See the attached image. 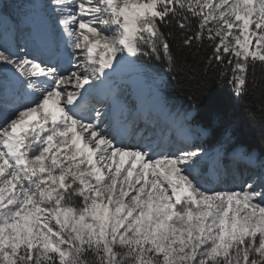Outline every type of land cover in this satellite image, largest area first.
Returning <instances> with one entry per match:
<instances>
[{"label": "snow or ice", "instance_id": "1", "mask_svg": "<svg viewBox=\"0 0 264 264\" xmlns=\"http://www.w3.org/2000/svg\"><path fill=\"white\" fill-rule=\"evenodd\" d=\"M24 29L0 44V264H264V158L197 120L199 89L163 122L120 99L148 61L264 90V0H32ZM235 163L259 172L207 185Z\"/></svg>", "mask_w": 264, "mask_h": 264}, {"label": "trees", "instance_id": "2", "mask_svg": "<svg viewBox=\"0 0 264 264\" xmlns=\"http://www.w3.org/2000/svg\"><path fill=\"white\" fill-rule=\"evenodd\" d=\"M12 1L16 6L22 2ZM147 68L164 76L162 91L172 110H188V96L199 89L202 107L197 113V120L213 131H219L224 125L230 126L237 145L257 152L260 158L264 157V90H250L247 96L237 99L227 84L222 85L213 79L214 72L209 71L205 75L200 66L194 71L178 68L175 73H169L164 66L148 61ZM203 143L213 147L211 139H205Z\"/></svg>", "mask_w": 264, "mask_h": 264}, {"label": "rangeland", "instance_id": "3", "mask_svg": "<svg viewBox=\"0 0 264 264\" xmlns=\"http://www.w3.org/2000/svg\"><path fill=\"white\" fill-rule=\"evenodd\" d=\"M6 5L3 11V17L0 19V31H3L5 26H10L14 24L17 29H19L20 34L17 36V44H24L27 39V32L24 29V22L26 20L30 5L32 0H22L21 4L16 6L15 2L12 0H2ZM25 14V15H24ZM21 15H24L21 17ZM6 28V27H5ZM10 32V31H9ZM9 32H0V44L8 41ZM11 40V39H10ZM9 42H12L9 41ZM9 45V44H7ZM163 75L146 67V73L144 75H125L124 83L120 85V99L123 103L127 104L130 108L139 109L140 101H142V95H138L141 91L140 87H145L146 91H153L158 89L163 96L164 105L172 112L170 107L165 102V97L162 91V81ZM132 79L140 80L141 85H136L132 82ZM151 95L147 96L150 98ZM150 108L148 109V111ZM154 119H159L163 122V115L159 112H154L153 110L149 111ZM211 149V148H209ZM257 154V153H256ZM247 166L243 163H235L229 166V168L218 175L205 172L204 180L207 182L208 186H216L217 183H223L227 187H237L241 186L243 182L255 175L257 171H248Z\"/></svg>", "mask_w": 264, "mask_h": 264}, {"label": "bare ground", "instance_id": "4", "mask_svg": "<svg viewBox=\"0 0 264 264\" xmlns=\"http://www.w3.org/2000/svg\"><path fill=\"white\" fill-rule=\"evenodd\" d=\"M10 39H8V41L5 42V44H11L12 42ZM13 47L16 46V42H13ZM132 82L135 83L136 85H141L140 84V80L138 79H132ZM141 91L138 93V95H142V101H140V107L139 110L141 111V113H150V110H153L154 112H158V108L161 104L164 105V100H163V96L162 93L158 90L155 89L153 91H146L145 87H140ZM151 95L150 98H147V96ZM150 108V110L148 111V109Z\"/></svg>", "mask_w": 264, "mask_h": 264}]
</instances>
